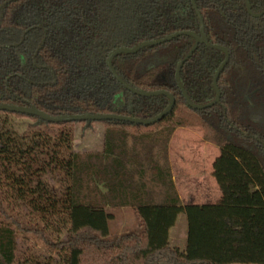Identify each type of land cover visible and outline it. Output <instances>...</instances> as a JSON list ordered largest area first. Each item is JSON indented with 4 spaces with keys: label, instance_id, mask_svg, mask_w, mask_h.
<instances>
[{
    "label": "trees",
    "instance_id": "16d2710c",
    "mask_svg": "<svg viewBox=\"0 0 264 264\" xmlns=\"http://www.w3.org/2000/svg\"><path fill=\"white\" fill-rule=\"evenodd\" d=\"M196 3L208 42L182 33L112 59L131 85L175 96L161 119L52 121L0 109V264H231L172 243L186 207L169 143L179 127L200 126L206 140L243 147L264 169V12L252 13L247 0ZM250 3L264 11V0ZM184 30L201 32L193 0H0V103L153 117L171 97L128 89L107 58ZM96 121L105 125L103 149L78 147V123ZM119 206L133 208L139 223L114 234Z\"/></svg>",
    "mask_w": 264,
    "mask_h": 264
},
{
    "label": "rangeland",
    "instance_id": "374dc122",
    "mask_svg": "<svg viewBox=\"0 0 264 264\" xmlns=\"http://www.w3.org/2000/svg\"><path fill=\"white\" fill-rule=\"evenodd\" d=\"M75 142L81 148L103 149L104 123L88 128L78 123ZM168 156L186 207L170 230L172 243L189 256L264 264V169L256 155L235 144L206 140L203 127L182 126L170 140ZM112 210L114 234L139 223L131 207Z\"/></svg>",
    "mask_w": 264,
    "mask_h": 264
},
{
    "label": "water",
    "instance_id": "95a60500",
    "mask_svg": "<svg viewBox=\"0 0 264 264\" xmlns=\"http://www.w3.org/2000/svg\"><path fill=\"white\" fill-rule=\"evenodd\" d=\"M248 1V6L249 9L252 13L254 14H258L261 15L263 14L264 11L260 12V13H255L252 11V7H251V3L250 0ZM195 7L197 8L198 14L200 16L201 19V32H194V31H189V30H184V31H177L174 32L170 35H167L163 38H158V39H153V40H149V41H144L142 43H140L139 45H136L134 47H118L114 50H112L107 58V63L111 69V71L115 74V76L130 90L139 93V94H147V95H153V94H159V93H166L171 97V102L170 104L159 114L153 116V117H148V118H142V117H134V116H130V115H124V114H119V113H102V114H91V113H81V114H68V115H51L43 110H39L36 107H32V106H22V105H15V104H4V103H0V109H9V110H16V111H22V112H26V113H37L42 115L43 117H45L48 120H52V121H57V120H63V119H103V118H118V119H126V120H132V121H136V122H141V123H150V122H155L159 119H161L164 115H166L168 112H170V110L174 107L175 103H176V98L175 96L170 93L168 90L165 89H156V90H145V89H139L133 85H131L130 83H128L127 81H125L120 74L116 71V69L113 66L112 63V59L113 57L122 51H138L140 50L142 47L148 45V44H154V43H159V42H164L166 40H170L175 36H178L182 33H190L196 36L197 38V43L199 42H208V35L206 33V29H205V22H204V17L202 12L200 11V9L198 8V5L196 3V0H193ZM195 47L190 51V53L187 55V57L184 59V61L186 59L189 58V56L193 53ZM229 58V53L227 55V58L225 59V61L222 63V65L220 66V68L218 69V72L216 74L215 77V83L217 85V80H218V76L222 70V68L224 67V65L226 64L227 60ZM184 61L180 64L178 71H177V76L179 77V73H180V68L182 67ZM219 94L216 100L220 99V89L218 88ZM188 100L193 104L196 105L192 102V100L190 99V97L188 96L187 92L185 91ZM123 93H120L116 96V103L118 105H123L124 104V98H123Z\"/></svg>",
    "mask_w": 264,
    "mask_h": 264
}]
</instances>
